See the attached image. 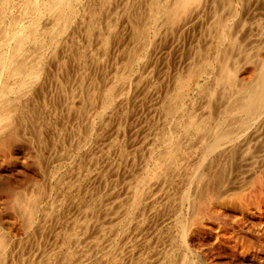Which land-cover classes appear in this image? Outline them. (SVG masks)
I'll return each instance as SVG.
<instances>
[{
  "label": "rangeland",
  "instance_id": "374dc122",
  "mask_svg": "<svg viewBox=\"0 0 264 264\" xmlns=\"http://www.w3.org/2000/svg\"><path fill=\"white\" fill-rule=\"evenodd\" d=\"M89 2L92 10L98 11L92 47L87 43L90 15L84 12L71 28L70 47L59 54V58L65 56L69 62L65 68L68 74L58 77L70 90L82 86L78 93L82 110L66 109V96L54 85L55 78L51 88L46 86L43 92L35 90L29 94L30 111L39 114L35 123L42 127V133L33 134L30 127L21 132L15 151L11 150L15 159L19 157L17 167L10 173L0 166V209L7 202L4 180L10 176L17 180L32 176L35 180L25 185L27 191L38 189L42 183L47 193L27 231L8 226L11 241L5 255L7 264H264V125L259 138L237 145L233 151L224 147L207 152L204 144L218 131L219 122H232L225 110L232 102L234 90L217 81L221 67L217 61L229 51L230 42L218 40L216 18L228 19L226 31L231 37L236 36L238 45L231 61L237 64L239 83H249L256 79L259 59L264 58V51H259L264 44V0H203L190 10L182 24L174 26L147 19L145 25L151 29L147 42L141 46L134 39L132 22L145 20L149 0H114L104 13L99 11V0ZM108 19L115 23L117 34L108 56L97 61L102 53L98 30H106ZM133 48L146 62L126 68L125 60ZM204 59L212 61L208 69L211 76L200 78L201 87L193 84L176 111L170 110L179 78ZM51 63L54 69L59 66L55 61ZM116 69L129 76L125 80H131L127 88L132 96L121 105L123 110L119 106L112 111L114 115L111 111L101 114L97 107L93 109L95 115H90L86 100L87 88L93 85L90 79L97 76L98 83H108ZM206 104L213 105L211 117ZM193 115L204 119L208 130L189 127L187 120ZM239 119L237 116L235 121ZM174 136L183 147L174 167L167 175L138 186V180L154 169L167 139ZM11 154L0 159L10 160ZM202 171H209L212 176L211 188L205 191L216 190L217 196L208 198L202 209L205 213L197 219L188 200L184 201V194L189 190L202 198L206 196L196 191ZM136 187L147 192L139 206L129 207L133 197L128 198V191ZM110 191H115L116 198L110 197ZM8 215V209L1 210V217Z\"/></svg>",
  "mask_w": 264,
  "mask_h": 264
},
{
  "label": "bare ground",
  "instance_id": "6f19581e",
  "mask_svg": "<svg viewBox=\"0 0 264 264\" xmlns=\"http://www.w3.org/2000/svg\"><path fill=\"white\" fill-rule=\"evenodd\" d=\"M89 1H91V0H0V157L2 155L5 156L6 153L11 154V150L13 151L15 149L14 147H15L16 139L19 138L20 133L21 132L24 133V131L28 127H30V130L33 134L34 133L35 134L42 133V131H41V130H43L42 127H39V126L37 127V125L35 123V120H36L35 118H37L39 116V114L38 113L36 114V113L30 111L29 98H28L29 96L28 95L35 92V90L42 91V88L46 87V86L51 88L53 78H55L54 85L60 87L61 93L65 94V96H66L65 100L63 99L64 103L62 102L65 105L66 109H68L69 111L77 109L78 112L82 110V107L79 106L80 100L78 98L79 97L78 93L80 91L79 89L80 88L82 89V86H79V88H71V90H70V88H69L70 86L67 83H65V81L64 82L61 81L58 77L59 75H66L65 73L68 74V70L65 68H67L68 62H69L65 58V56H61L59 58V54H60V50L63 52V49H66L68 46L70 47V45L72 43V41L69 39L71 36L70 35L71 28L74 26L76 19L78 17H82V14H84V12L86 14L90 15V21L88 23V28H87L89 37H88V41L87 40L86 41H87L88 45L92 47L93 42H94L93 41L94 40L93 35L96 34L95 33V27H96L95 22H96V18L98 16V13H97L98 11L95 12V10H92V5L90 4ZM113 1L114 0H99V3L97 5H99L100 13H104L109 2L111 3ZM202 2H203V0H149V3L147 5L148 6L147 15L145 14V20L138 21V19H137V20H133V22H132V25H133L132 31L135 34L134 39L138 42V46H141L140 45L141 43L144 44V42L146 43L148 40V35H149L148 33H149L151 28L147 29V27L145 25L147 22L146 21L147 19L152 20V21L153 20H156V21L162 20V22L165 25H169V26L180 25L186 20L187 15H189V13H190V10L192 8L200 6L202 4ZM16 8H17V12L15 11ZM94 9H96V7ZM129 18H130V16H129ZM222 18H220V16H219V19L216 18L217 21L215 20L216 23L214 22L215 23L214 26L216 25L217 30H219V35L217 38H218V40H223V39L229 40L230 45L228 47L229 51L224 52V54H222L223 57L219 58V61H217V62H219L220 66H221L220 72L217 75V78H218L217 81L219 83H221L225 88L234 90L232 93V96H231L232 102L230 103V105L227 106V108L225 110L226 111V117L228 119H232L231 120L232 122L227 123V124H225L226 122L224 124L222 122H219L218 123V131L214 134L212 133L213 134V136L211 135L212 139L211 140L209 139V141H206L204 143L206 151L212 152V153L217 152L218 150H220L221 148H224V147L226 150L230 149V151H233L232 148L235 146L237 147V145L238 146L247 145L248 142H250L254 138L257 139L261 136V131H262L261 127H262V125H264V58L259 59V63L257 65L258 75L256 76V79L254 78V80H252L249 83L240 84L238 76H237L236 68H235V67H237L236 66L237 64H235L234 62L231 61L233 59L232 51L236 48V46H238L237 45V39L235 38L236 36L231 37L230 34L227 33L226 25H227L228 19L226 17H225L226 19H222ZM135 19H136V17H135ZM80 22L81 21H79V23ZM99 22H100V20H99ZM105 23H106V30L104 32L101 30H98V37L100 39L99 47H100L102 53H101V56L98 55L97 61L98 60L104 61L105 58L108 56L109 49L112 46V42L114 40V36H115V34H117V33H115V31H116L115 23L111 19H108L107 22H105ZM149 26H150V24H149ZM99 29H100V27H99ZM238 43H239V41H238ZM73 47L74 46H72V48ZM133 49L129 53L127 60H125L126 61L125 62L126 68L132 69V67L134 65L136 66V64H138V63L146 62L145 58L140 56L141 54H139V51H137L136 49H134V51H133ZM259 51H264V44L259 48ZM62 55H63V53H62ZM76 57H78V56H76ZM94 57H96V55H94ZM208 57H210V56H208ZM78 58H80V57H78ZM52 61L53 62L55 61L58 63L59 66L56 67L57 69H54L51 67ZM94 62H95V60H94ZM211 64H212V61L210 62L209 60L204 59L200 62L194 63L192 65V67L190 68V70L187 72V74L182 73L184 75H182L179 78L178 87L176 86L177 83L175 84V86L177 87V91L173 96V103L170 106V110H175V109H177V107H179L178 103L180 102L181 99H183L182 98L183 95L185 94V92H188L187 90L190 87H192L193 84H196V86L201 87L199 85L200 83L198 84V81L200 78H202L203 76L204 77L205 76H211V73L209 72L210 70L208 71ZM131 69H129V73H130ZM125 72L126 71H120V70L116 69L113 76H112V79H110V81L108 83H105V84L98 83L97 79H96L97 76H93L90 79L93 81V83H92L93 85L91 87L89 86L87 88L89 90H87V94H86V100L88 101L89 108H90V110H89L90 115L94 114V111H95V110L93 111L94 107L99 108L100 109L99 112L101 114H104L107 111H108V113H110L109 111H111V115H112L113 114L112 111L113 110L115 111V108L116 107L118 108L119 106H120V110H123V109H121V105L124 104L126 98L128 99L129 95L132 96V94H133V93L131 94V92L129 90L130 87L127 88L128 86H130V84L127 86V84L129 83L128 81H131V80H125V79H127V76H128V75H126ZM91 74L92 73H90V76H91ZM83 76H84V74H83ZM83 79H84V77H83ZM209 79H210V77H209ZM95 81H96L98 86H96ZM68 82H70V80ZM66 85H68L69 87L67 88ZM46 91H49V90H46ZM207 92H205L206 96H208ZM173 93H174V91L172 92V94ZM81 95L82 94H80V96ZM59 96H61V95H59ZM33 99H31V100L33 101ZM38 99H39V97H38ZM41 101H43V100H41ZM55 101H57V100H55ZM53 104H56V103L53 102ZM206 106H207L208 111H209V117H211V115L213 113L212 112V106L213 105H207L206 104ZM44 109H46V108H44ZM181 109H183V107ZM40 110H41V107H40ZM54 110H55V108H54ZM56 110H57V107H56ZM167 110H169V109H167ZM85 111H87V110H85ZM40 116H42V115L40 114ZM85 116L87 118V113ZM237 116H240V119L238 121L237 120L235 121ZM108 119H110V118H108ZM108 119H106V120H108ZM88 124H89V122H88ZM179 124L181 125V123H179ZM187 125L189 127L193 126V127L197 128L198 130H201V131L208 130L206 127L207 124H206L205 120L200 119V118L198 119L194 115L190 116L188 118ZM107 126H108V124H107ZM214 128H215V126H214ZM186 129H188V128H186ZM197 129H195V131ZM87 131H88V129H87ZM100 133H102V132L100 131ZM91 136H93V135H91ZM42 137H44V136H42ZM99 137H101V136L99 135ZM40 141H41V139H40ZM162 141H165V139H163ZM79 146H80V144H79ZM79 146H77V147H79ZM182 148H183L182 143L178 139H176L175 136H174V138L172 137V138L167 139L165 147L162 149L159 158H156L154 169L152 167L153 170H151V172H149L147 174L144 172L146 174V176L144 178H140L141 176L139 177L140 179L138 180V186L141 187L142 185L147 184L148 181L150 182V180H157L159 177H161V175H165V174L167 175V172H169V170L174 167V164L179 159V155L183 150ZM232 155H233V153H232ZM13 156L14 155L11 154V156L8 157L10 160H7V161L0 159V166L4 169V171H8L10 173H13L15 167H17L19 157L18 158L16 157V159H15L14 158L15 156L14 157ZM51 157H52V155H51ZM54 158L55 157H53L52 160ZM226 158H228V157H226ZM230 158H232V157H230ZM40 159H42V158H39V162H41ZM45 160H46V158H45ZM46 162H48V161H46ZM51 162H53V161H51ZM176 167H177V165H176ZM211 170H213V168ZM232 175H233V173H232ZM54 177H56V175ZM211 177L212 176H210L209 171H202L201 174L198 176V183L196 185V191L201 192L202 195L203 194L206 195L205 197L202 198L201 196H197V195H195L196 193L192 194L191 192H189V190H187L186 193L184 194V198L186 199L184 201L188 200L190 207L192 206L193 215L195 214L197 219H199L200 213H202V212L205 213L206 210L205 209L202 210V209L204 208L203 205H206V202H208V198L210 200L212 198L214 199L217 196L215 193L216 190L214 192H210V193L205 191V190H208L207 187H209V183L211 182V179H212ZM48 178H50V177H48ZM32 179L33 178L31 176V177L26 178V179L17 180V179L12 178V176H10V179H8L6 181L4 180V182H6V183H5V188L4 187L3 188L6 191V193H5V191H4V193L6 196L5 198H7V202L5 204V207L4 208L2 207V208L5 210L8 209L10 215H8L6 217L4 216L5 218H3V216L2 217L0 216V264H7V261L5 260V257H6L5 255H6L8 248L10 247L9 245H10V241H11V239L9 237L10 233H8V231H7L8 226L14 225L15 227L14 226L13 227L15 228L16 231L18 229H21V228L22 229L25 228L27 231V229H29L33 225V222L35 220L34 217H36L35 212L37 211L36 209H37L38 204L40 206L39 202L41 201V203H42V198H43L44 194L47 195V193H45V191H44V187H43L44 185H41L42 183L39 184V186H37L38 189L32 190L31 192L27 191V189L25 188V185L28 184L29 181H32ZM33 180H35V179H33ZM228 180H230L229 177H228ZM216 181H217V179H216ZM205 182H207V185L205 184ZM151 184H152V182H151ZM136 185H137V183H136ZM140 187L139 188L136 187V189H133V190L129 189L130 191H128V196H129L128 198L133 197L131 200H129V201H131V202H129L130 203L129 207L137 206L141 202L144 192L140 189ZM147 188H148V186H147ZM150 188H151V186H150ZM150 188H149V191H150ZM209 188H211V187H209ZM46 189H47V187H46ZM106 190H107V188H106ZM233 191H235V190H233ZM49 192H51V191H49ZM146 192L147 191H145L144 194H146ZM228 192H229V194L231 193L230 191H228ZM114 193H115V191H110L109 192L110 197L113 198L115 196ZM232 194H234V192ZM46 197H48V196H46ZM145 197H146V195H145ZM114 198H116V197H114ZM94 199H96V198L94 197ZM97 199H98V196H97ZM90 207H92V206H90ZM3 209H0V214H1V210H3ZM89 209H92V208H89ZM101 209H103V208H101ZM133 209H134V207H133ZM98 212H99V210H98ZM97 215H98V213H97ZM195 225H196V223H195ZM33 227H32V229H33ZM101 234L103 235V233H101ZM105 238H106V235H105ZM129 239H131V238H129ZM101 244H103L104 246L106 245L105 242H102ZM128 244H129V242H128ZM123 250H125V248ZM5 261H6V263H5Z\"/></svg>",
  "mask_w": 264,
  "mask_h": 264
}]
</instances>
